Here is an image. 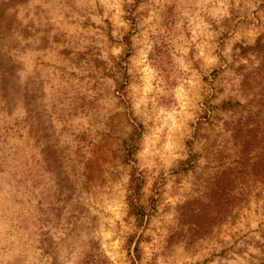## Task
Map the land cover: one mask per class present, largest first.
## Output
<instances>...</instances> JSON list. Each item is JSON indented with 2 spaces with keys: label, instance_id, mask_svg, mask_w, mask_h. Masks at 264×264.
<instances>
[{
  "label": "rangeland",
  "instance_id": "374dc122",
  "mask_svg": "<svg viewBox=\"0 0 264 264\" xmlns=\"http://www.w3.org/2000/svg\"><path fill=\"white\" fill-rule=\"evenodd\" d=\"M263 160L264 0H0V264H264Z\"/></svg>",
  "mask_w": 264,
  "mask_h": 264
},
{
  "label": "trees",
  "instance_id": "16d2710c",
  "mask_svg": "<svg viewBox=\"0 0 264 264\" xmlns=\"http://www.w3.org/2000/svg\"><path fill=\"white\" fill-rule=\"evenodd\" d=\"M132 153H133V150H132V148H130L128 154L131 156ZM262 164H263V165H262V169L264 170V160H263ZM134 199H135V198H133V202H134ZM134 204H135L136 206H138L137 201H136ZM138 207H139V208H142V206H138ZM142 213H144V212L141 211V210H138L137 215L142 216ZM144 217H145V215H144Z\"/></svg>",
  "mask_w": 264,
  "mask_h": 264
}]
</instances>
